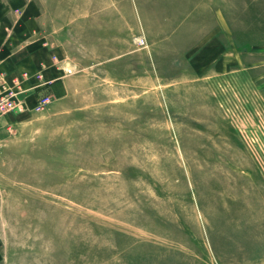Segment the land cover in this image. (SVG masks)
I'll use <instances>...</instances> for the list:
<instances>
[{"label":"rangeland","instance_id":"obj_1","mask_svg":"<svg viewBox=\"0 0 264 264\" xmlns=\"http://www.w3.org/2000/svg\"><path fill=\"white\" fill-rule=\"evenodd\" d=\"M27 3L0 264H264V0Z\"/></svg>","mask_w":264,"mask_h":264},{"label":"crops","instance_id":"obj_2","mask_svg":"<svg viewBox=\"0 0 264 264\" xmlns=\"http://www.w3.org/2000/svg\"><path fill=\"white\" fill-rule=\"evenodd\" d=\"M29 8L27 0H0V72L9 81L24 75L34 76L44 69L38 49L29 44L35 34L31 28L35 15L31 16ZM44 70L45 78L58 79L57 72Z\"/></svg>","mask_w":264,"mask_h":264},{"label":"built area","instance_id":"obj_3","mask_svg":"<svg viewBox=\"0 0 264 264\" xmlns=\"http://www.w3.org/2000/svg\"><path fill=\"white\" fill-rule=\"evenodd\" d=\"M68 74L72 73L71 69L65 70ZM28 75L17 78L10 82L7 75L0 72V126L6 123L7 127L11 129V124L14 116L22 115L29 111L30 100H35L32 110H43L52 102V97L49 95L37 96L38 88H44L48 83L44 81L43 75L39 74L37 82L30 85L29 88H24V83L28 81Z\"/></svg>","mask_w":264,"mask_h":264}]
</instances>
